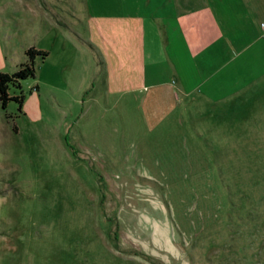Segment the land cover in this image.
<instances>
[{
    "label": "rangeland",
    "instance_id": "1",
    "mask_svg": "<svg viewBox=\"0 0 264 264\" xmlns=\"http://www.w3.org/2000/svg\"><path fill=\"white\" fill-rule=\"evenodd\" d=\"M83 1L0 0V70L47 50L0 105V264H264V0L228 1L259 40L187 97L92 78Z\"/></svg>",
    "mask_w": 264,
    "mask_h": 264
},
{
    "label": "crops",
    "instance_id": "2",
    "mask_svg": "<svg viewBox=\"0 0 264 264\" xmlns=\"http://www.w3.org/2000/svg\"><path fill=\"white\" fill-rule=\"evenodd\" d=\"M211 1L84 0L83 30L77 31L81 39L78 34H72L88 55V74L93 78L96 70L103 67L106 88L109 76L116 84L122 78L117 88L133 90L142 84L147 89L152 87L153 94L173 76L176 88L184 97L199 86L204 87H199L198 92L208 93L205 69L212 58L223 67L231 59V44L238 46L239 53L232 56L237 60L247 45L252 49L260 37L256 17L244 12L245 8H235L234 13L240 19L244 15L240 23L238 17L228 16L229 0ZM91 16L94 28L90 26ZM100 17L108 18L109 46L104 35L97 31L101 27L97 23ZM246 32L250 39L245 43L241 40ZM96 60L100 62L98 66ZM114 89L117 91L116 86Z\"/></svg>",
    "mask_w": 264,
    "mask_h": 264
},
{
    "label": "trees",
    "instance_id": "3",
    "mask_svg": "<svg viewBox=\"0 0 264 264\" xmlns=\"http://www.w3.org/2000/svg\"><path fill=\"white\" fill-rule=\"evenodd\" d=\"M24 53L26 59L20 61L15 69L12 71L0 70V105L2 107L6 105L8 100L16 101L17 106L20 107L24 98V93L21 89V79L34 76L33 60L36 55L44 56L47 50L34 45H28L24 49ZM11 86L18 87L19 91L10 93L9 88Z\"/></svg>",
    "mask_w": 264,
    "mask_h": 264
}]
</instances>
